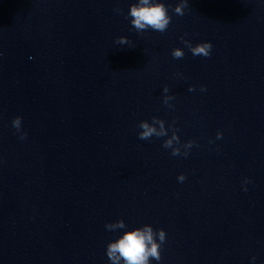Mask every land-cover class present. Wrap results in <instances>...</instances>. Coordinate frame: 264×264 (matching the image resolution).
<instances>
[{"label":"clouds","instance_id":"obj_1","mask_svg":"<svg viewBox=\"0 0 264 264\" xmlns=\"http://www.w3.org/2000/svg\"><path fill=\"white\" fill-rule=\"evenodd\" d=\"M170 5H166L163 0H135L129 6L126 18H130L131 26L137 33H144L151 29L154 32L164 33L167 31L172 22V16L169 15ZM188 8V0H179L172 11L179 16L185 14ZM114 11L117 14H123V10L119 7ZM182 43L189 49L193 56H203L205 58L211 55L213 45L211 42H201L193 45L190 41L181 37ZM118 45H131V41L126 36H120L115 41ZM135 46H133L134 48ZM174 59H183L185 53L182 48H174L171 52ZM200 90L206 91L205 86H201ZM188 91H195V86H190ZM163 103L168 108L174 105L170 101L175 97L167 95L169 89L164 87ZM165 121L157 116L148 120H142L137 127L141 129L138 133L140 140H150L153 137H167L163 141L162 147L171 149L172 156H187L195 141L188 140L181 143L180 137L177 135L179 131L174 125L165 126ZM12 126L19 134L21 140L26 139L27 133L22 131V117L16 116L12 120ZM169 131L171 135L169 136ZM222 133H217V139L222 137ZM212 141H210L211 143ZM183 149V151H182ZM185 175L181 173L177 179L185 180ZM126 224L123 219H119L112 223L105 224V229L109 232H116L125 229ZM166 240V232L163 229H154L151 225L145 224L142 227H136L132 230L124 231L117 239L112 240L106 245V256L110 264H150V260L159 261L161 259V247ZM255 260V257H253Z\"/></svg>","mask_w":264,"mask_h":264}]
</instances>
